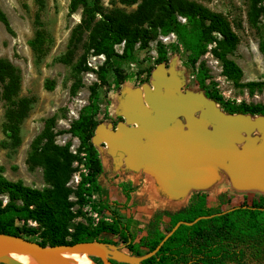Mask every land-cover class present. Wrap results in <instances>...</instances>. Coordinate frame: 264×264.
Listing matches in <instances>:
<instances>
[{
	"label": "rangeland",
	"instance_id": "obj_1",
	"mask_svg": "<svg viewBox=\"0 0 264 264\" xmlns=\"http://www.w3.org/2000/svg\"><path fill=\"white\" fill-rule=\"evenodd\" d=\"M86 1L96 13L93 15V27L80 31L76 28L81 22L82 9L71 14V0H0V9L10 27L8 32L0 22V59L8 60L20 70L21 85L15 99L29 101L28 114L19 126V142L15 143L4 131L8 104L1 100L0 84V175L7 181L19 182L36 191L52 189L44 179L43 168L31 162V156L42 155L41 150L46 143L44 134L47 131L55 134V151L69 160L70 169L73 170L70 179L56 194L55 217L46 225L27 222L28 227L37 229L36 235L30 237L33 241H46L50 229L64 235L71 232L78 222L92 230L101 223L111 224L115 217L130 224L120 213L119 202L107 201L108 196L115 193L120 196L129 190L124 181L131 173L130 169L125 174L120 169L117 173L115 165L111 164V147L103 144L95 146L99 158L106 163V168L96 177L99 189L91 196L84 194L82 203L76 197L78 186L88 174V169L83 154L79 152V138L70 129L79 120L82 109L89 104L90 88L94 84L99 86L100 107L94 120L112 128L123 122L120 114L123 95L146 85L151 86L152 73L159 64H164L168 70L182 77L183 87L204 94L196 77L197 70L203 65L208 72L206 90L216 91L223 102L235 106L264 105V54L261 51L264 48V16L256 22L250 21L249 0H187L222 15L229 23L238 39L235 51L228 56L242 72L241 78L237 80L224 76L221 62L211 52L214 43L207 46L206 53L192 69L187 65L185 49L174 33L163 35L159 29L147 25L144 26L149 38L146 47L141 48L138 42L132 58H114L107 63L104 55H95L90 49L95 26L119 14L134 13L142 0L134 4H130L131 0ZM179 20L185 22L182 18ZM37 31L42 34V43L38 45L40 51H34L30 45ZM123 47L124 43L114 46L115 53L120 56ZM160 52L164 53L166 60L158 63ZM84 66L88 70H83ZM101 68L106 71L105 83L98 79ZM217 106L224 111L221 104ZM47 121H50V126L46 125ZM215 173L216 179L209 186L192 189L188 206L196 205L200 198H204L205 206H209L207 208L214 213L239 206L243 202L250 204L253 199L264 197L263 188H236L224 169L215 167ZM221 184L227 190H220ZM104 191L108 196H105ZM213 193H216L215 199L210 200ZM0 199L3 205L8 201L6 196H0ZM90 209L98 212V221L90 216ZM105 218H110V221ZM21 225V221L15 222V226ZM66 239L70 237L67 235ZM97 239L116 243L128 253L118 235L100 233ZM17 260L23 263V260Z\"/></svg>",
	"mask_w": 264,
	"mask_h": 264
},
{
	"label": "trees",
	"instance_id": "obj_2",
	"mask_svg": "<svg viewBox=\"0 0 264 264\" xmlns=\"http://www.w3.org/2000/svg\"><path fill=\"white\" fill-rule=\"evenodd\" d=\"M136 1L131 0L130 4ZM249 2V19L251 22H256L259 17L264 16V0H249ZM79 8L82 9L81 22L76 29L82 31L93 27V15L96 10L89 7L86 0H71L69 12L73 14ZM179 18L184 19L185 22L182 23ZM0 22L10 32L8 20L1 9ZM145 25L159 29L163 35L174 33L184 47L187 65L192 69L206 53L207 46L214 43L211 52L221 62L224 76L234 80L241 78L240 68L228 58L235 51L238 42L229 23L222 15L187 0H142L134 13L119 14L118 17L108 18L105 22L96 25L90 49L95 55H104L107 63L114 58L130 59L138 42L141 48L147 46L149 38ZM41 43L42 34L37 31L35 40L30 44L31 48L40 51L38 45ZM122 43L124 47L119 56L115 53L114 46ZM261 51L264 54V48H261ZM165 60L164 53L160 52L158 63ZM82 69L88 70L86 66ZM105 75V69L101 68L98 79L102 83H105ZM196 77L199 87L205 91L204 95L216 104H221L225 113L264 116V105L235 106L223 102L216 91L206 90L205 80L208 79V72L203 65L197 70ZM0 84L1 100L8 104L4 131L8 138L18 143L19 126L28 114L29 101L15 99L20 90L21 74L20 70L6 59H0ZM98 88V84L90 88V102L82 109L79 120L74 122L70 129V132L79 138V152L83 154L88 169V174L82 178L76 192L80 203L84 201V194L91 196L99 189L96 177L103 169L97 149L92 142L99 124L94 120L100 110ZM46 125L50 126V121H47ZM54 137L52 131L45 132L46 143L41 150L42 155L31 156V162L43 168L44 179L52 189L36 191L24 187L19 182L7 181L0 175V196L8 198L5 205L0 199V233L21 236L33 241L30 237L36 235L37 229L28 227L27 222L46 225L55 217L56 194L70 179L73 170L70 169L69 160L55 151L57 148L53 145ZM239 206L240 208L234 211L200 220L192 226L181 225L153 257L144 260L141 264H264V197L253 199L250 204L243 202ZM242 206H250L254 209L242 208ZM214 213L205 206L204 198H200L198 204H190L174 214L173 220L162 229L158 222H151L146 236L137 243L131 237L129 224L116 217L111 224L101 223L95 230L81 222L75 224L72 231L64 235L49 228L46 241L34 242L42 246L86 241L110 243L97 239L100 233H109L120 237L130 255L141 256L152 251L178 221L192 222L200 216ZM17 220L22 222L21 227L15 226ZM67 235L70 237L69 240L66 239Z\"/></svg>",
	"mask_w": 264,
	"mask_h": 264
},
{
	"label": "water",
	"instance_id": "obj_3",
	"mask_svg": "<svg viewBox=\"0 0 264 264\" xmlns=\"http://www.w3.org/2000/svg\"><path fill=\"white\" fill-rule=\"evenodd\" d=\"M182 86V77L164 64L157 65L151 86L123 95V122L115 128L98 124L92 138L94 146L111 147L115 164L130 170L144 169L164 188L178 194L209 186L216 179L215 167L224 169L233 187L264 189V116L227 114L201 92L183 93ZM254 132L259 136H251ZM238 208L200 216L192 222L178 221L152 251L141 256L100 241L42 246L0 233V264H23L11 254L71 264L69 253L99 258L103 264H141L153 257L181 225L192 226Z\"/></svg>",
	"mask_w": 264,
	"mask_h": 264
},
{
	"label": "crops",
	"instance_id": "obj_4",
	"mask_svg": "<svg viewBox=\"0 0 264 264\" xmlns=\"http://www.w3.org/2000/svg\"><path fill=\"white\" fill-rule=\"evenodd\" d=\"M100 159L103 169H105L106 163L102 158ZM111 164L115 165L117 171L120 169L123 174L128 169L124 164H115L113 159ZM124 182L127 183L129 190L120 196L118 193L108 196L106 191L104 192L105 196L109 197L108 202H119L120 213L130 222L129 230L134 242L146 235L151 222H158L160 229H162L164 225L173 220L174 214L188 206L193 191L178 194L167 190L155 175L144 169L131 170ZM219 189L227 190L222 184ZM195 191L198 192V190ZM215 195L216 193L211 194L209 199H215Z\"/></svg>",
	"mask_w": 264,
	"mask_h": 264
},
{
	"label": "bare ground",
	"instance_id": "obj_5",
	"mask_svg": "<svg viewBox=\"0 0 264 264\" xmlns=\"http://www.w3.org/2000/svg\"><path fill=\"white\" fill-rule=\"evenodd\" d=\"M11 257L16 260H23V264H57L50 260L38 258L32 255L11 254ZM67 258L71 264H93L91 259L86 254L69 253Z\"/></svg>",
	"mask_w": 264,
	"mask_h": 264
},
{
	"label": "flooded vegetation",
	"instance_id": "obj_6",
	"mask_svg": "<svg viewBox=\"0 0 264 264\" xmlns=\"http://www.w3.org/2000/svg\"><path fill=\"white\" fill-rule=\"evenodd\" d=\"M183 93H186V92H188V89H186L185 87H183L182 86V90H181ZM193 92H195L196 93V91H193ZM196 116L198 117L199 116V113H197L196 114ZM182 119V121H183V123H185V121H184V119L183 118H181ZM244 136H246L245 134H243ZM251 136H259L256 132H254V133H252V135ZM94 262H96L97 264H103L102 263V261L98 258H94V260H93ZM113 263H116V262H113ZM117 264V263H116Z\"/></svg>",
	"mask_w": 264,
	"mask_h": 264
},
{
	"label": "built area",
	"instance_id": "obj_7",
	"mask_svg": "<svg viewBox=\"0 0 264 264\" xmlns=\"http://www.w3.org/2000/svg\"><path fill=\"white\" fill-rule=\"evenodd\" d=\"M89 212H90V216H92L93 218H95L97 221L99 220L98 212L96 210L90 209ZM105 220L106 221H110V218H105Z\"/></svg>",
	"mask_w": 264,
	"mask_h": 264
}]
</instances>
